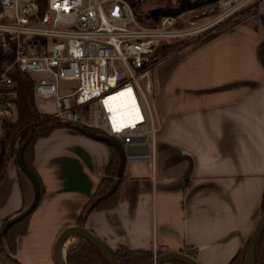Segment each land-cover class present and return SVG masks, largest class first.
Returning a JSON list of instances; mask_svg holds the SVG:
<instances>
[{
	"label": "crops",
	"instance_id": "obj_1",
	"mask_svg": "<svg viewBox=\"0 0 264 264\" xmlns=\"http://www.w3.org/2000/svg\"><path fill=\"white\" fill-rule=\"evenodd\" d=\"M258 6L157 65L154 158L126 162L119 202L85 222L109 249L156 245L166 253L192 245L200 264H229L250 239L264 191V0ZM5 108L1 102L0 113ZM110 159L109 146L88 132L63 127L39 138L33 166L44 194L11 253L6 219L35 197L12 158L0 183V264H57L59 235L77 224Z\"/></svg>",
	"mask_w": 264,
	"mask_h": 264
},
{
	"label": "built area",
	"instance_id": "obj_2",
	"mask_svg": "<svg viewBox=\"0 0 264 264\" xmlns=\"http://www.w3.org/2000/svg\"><path fill=\"white\" fill-rule=\"evenodd\" d=\"M252 1L218 0L217 5L227 17ZM186 13L149 26L130 0H0V36L4 50L13 54L0 68V87L14 86L10 72L18 68L34 79L37 98L54 101L58 120L116 140L126 162H149L160 129L155 55L163 43L196 32L182 27ZM117 94L125 112L114 108ZM3 116L16 118L15 105ZM132 145H148L149 152L130 155ZM157 251L154 245V257Z\"/></svg>",
	"mask_w": 264,
	"mask_h": 264
},
{
	"label": "trees",
	"instance_id": "obj_3",
	"mask_svg": "<svg viewBox=\"0 0 264 264\" xmlns=\"http://www.w3.org/2000/svg\"><path fill=\"white\" fill-rule=\"evenodd\" d=\"M217 1L218 0H206L203 3L202 0H195L193 2L191 0H180V4L176 9L167 11L160 9L152 10L147 16V19L152 20V22H141L144 25L153 26L158 23L163 16H178L182 13L196 10L203 5L214 6L217 5ZM130 2L136 9V2L134 0H130ZM2 39H5V36L0 37V68L4 62H11L13 60V54L7 53L4 50ZM184 43L185 39H176L171 43H163L156 52L155 60L159 64L166 58L177 54L185 49ZM10 76L13 79L14 86L11 88L0 87V103L2 102L6 106L14 104L17 117L14 119L4 116L0 117V183L4 177L6 167L12 158L16 159L18 167L20 168L18 155L22 149L24 165L35 175L39 184L40 197L37 204L38 206L44 194V186L33 166L35 142L39 138L48 136L54 130L63 127L72 128L80 132L84 131L77 127L79 125L75 126L74 124H70L72 126H69L67 124H63L56 118L55 115L39 111L36 100L37 96L34 89V79H32L29 75L14 67L10 72ZM106 144L111 150L110 162L106 167L105 174L102 177L96 192L85 205L76 225L84 227L87 216L91 212L109 209L115 206L120 200V186L124 175L117 177V172L121 156L116 147L108 143ZM114 182V187H112ZM33 211L24 217L20 222L13 224L3 234V239L6 241L11 253L15 250L17 237L26 233L28 222ZM263 213L264 191L262 195V214ZM7 220L8 219H6V221ZM91 232L94 233L93 231ZM248 243L249 240L232 258L229 264H245ZM110 250L121 264H146L154 257L152 249L132 250L125 246H120L116 250ZM64 251L65 260L68 264H109L101 255L99 250L82 235H74L70 237L64 245ZM181 252L196 259L197 248L192 245H186ZM163 253V251L158 250L157 256ZM164 264L186 263L181 261H170ZM255 264H264V231L257 243Z\"/></svg>",
	"mask_w": 264,
	"mask_h": 264
},
{
	"label": "water",
	"instance_id": "obj_4",
	"mask_svg": "<svg viewBox=\"0 0 264 264\" xmlns=\"http://www.w3.org/2000/svg\"><path fill=\"white\" fill-rule=\"evenodd\" d=\"M93 137L108 143L114 147H116L120 153L121 159H120V165L118 168L117 172V177H121L124 172V168L126 165V152L124 148L121 146L120 143H118L116 140L109 138L107 136H100L94 133H89ZM149 152V147L148 145H132L127 148V153L130 155L134 154H147ZM18 163L23 171V173L29 178V180L32 182L34 191H35V197L33 203L26 209L24 210L20 215L13 217L10 219L7 224L5 225L3 229V234L10 228L13 224L18 222L20 219L26 217L29 213H31L35 207L37 206L39 202V197H40V189H39V184L38 181L35 177V175L29 171L23 162L22 158V149L19 152L18 155ZM264 231V213L261 215L250 239L249 243L247 246L246 250V258H245V264H255V254H256V248H257V243L259 238L261 237L262 233ZM74 235H82L86 237L101 253V255L104 257V259L109 263V264H121L119 260L113 255L111 250L101 241L94 233H92L89 229L83 226L79 225H74L67 227L64 229V231L59 235L56 244H55V258H56V263L57 264H68L66 260H64L62 251L64 249V245L66 241L74 236ZM170 261H181L186 264H200L196 259L187 256L181 252H166L161 255H158L156 257H153V259L146 264H164L168 263Z\"/></svg>",
	"mask_w": 264,
	"mask_h": 264
},
{
	"label": "rangeland",
	"instance_id": "obj_5",
	"mask_svg": "<svg viewBox=\"0 0 264 264\" xmlns=\"http://www.w3.org/2000/svg\"><path fill=\"white\" fill-rule=\"evenodd\" d=\"M134 1L136 2V9L135 8L134 9L140 21L147 22V23L152 22V20L147 19V16L150 14L152 10L160 9L163 11H167L171 9H176L180 4V0H134ZM191 1L193 2L195 0H191ZM205 1L206 0H202L203 3ZM261 1L263 0H254L252 2H249L246 5L235 10L232 14H230L227 17H221L222 9H220L218 5H214V6L203 5L197 8L196 10L189 11L181 17V22L184 25L182 27L184 28L195 27L196 32L192 34L191 36H183L179 39H185V43H184L185 48L195 47L198 44L210 38L211 36H214L230 28L237 22L249 16H252L253 14H256L257 9L259 7L258 4H260ZM36 100H37V106L42 112L55 115L54 113L56 111V108H55V103L53 100H45V99L37 98V97H36ZM8 107L9 105L6 106V108ZM60 122L63 124L72 126L68 123H64L62 121ZM77 127H79L84 132L94 133V134L103 136L101 133H99L98 131L94 129L84 127V126H77ZM128 166L134 167V166H137V164L136 162L128 163ZM114 184L115 182L112 184V187H114ZM22 212L23 211H20L16 213L15 215H13L11 218H9L5 222V225L10 219L20 215ZM22 219H20L18 222H20Z\"/></svg>",
	"mask_w": 264,
	"mask_h": 264
},
{
	"label": "bare ground",
	"instance_id": "obj_6",
	"mask_svg": "<svg viewBox=\"0 0 264 264\" xmlns=\"http://www.w3.org/2000/svg\"><path fill=\"white\" fill-rule=\"evenodd\" d=\"M120 94H123V93H120ZM120 94H117L116 96H115V98H116V106H114V108L116 109V110H121L120 112H125L126 110L124 109L125 108V106H119V105H117L118 103H120L121 101H120V97L122 96V95H120Z\"/></svg>",
	"mask_w": 264,
	"mask_h": 264
}]
</instances>
